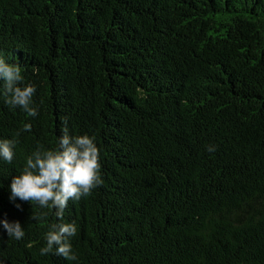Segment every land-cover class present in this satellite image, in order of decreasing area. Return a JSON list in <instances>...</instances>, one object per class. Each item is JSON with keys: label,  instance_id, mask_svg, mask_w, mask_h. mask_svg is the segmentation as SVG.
I'll return each instance as SVG.
<instances>
[{"label": "trees", "instance_id": "trees-1", "mask_svg": "<svg viewBox=\"0 0 264 264\" xmlns=\"http://www.w3.org/2000/svg\"><path fill=\"white\" fill-rule=\"evenodd\" d=\"M0 53L38 109L0 97V221L25 232L0 224V264H264V0H0ZM65 126L103 184L60 221L10 185ZM60 222L76 260L40 254Z\"/></svg>", "mask_w": 264, "mask_h": 264}, {"label": "clouds", "instance_id": "clouds-1", "mask_svg": "<svg viewBox=\"0 0 264 264\" xmlns=\"http://www.w3.org/2000/svg\"><path fill=\"white\" fill-rule=\"evenodd\" d=\"M0 97L12 108H21L29 117L38 115L33 97L36 86L24 84L22 68L18 63H8L0 53ZM22 131H31V125L25 124ZM20 133L18 132L17 135ZM15 139H0V159L11 164L15 158ZM214 149H209L212 151ZM100 150L95 137L88 135L71 136L65 126L59 137L58 147L45 150L43 146L27 158L22 173L11 180L10 200L36 204L40 208L55 209V215L63 221L70 200L88 197L103 184ZM18 209L20 204L15 205ZM9 237L21 240L24 229L19 221H0ZM77 234V226L72 223H54L49 225L44 239L46 246L40 254H55L67 260H76L71 238Z\"/></svg>", "mask_w": 264, "mask_h": 264}]
</instances>
